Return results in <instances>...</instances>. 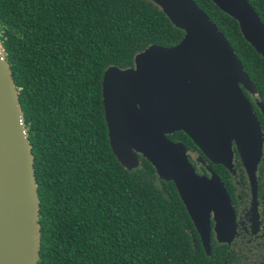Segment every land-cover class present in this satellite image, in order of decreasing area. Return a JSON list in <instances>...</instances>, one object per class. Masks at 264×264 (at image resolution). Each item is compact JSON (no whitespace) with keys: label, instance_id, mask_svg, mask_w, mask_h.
<instances>
[{"label":"trees","instance_id":"obj_1","mask_svg":"<svg viewBox=\"0 0 264 264\" xmlns=\"http://www.w3.org/2000/svg\"><path fill=\"white\" fill-rule=\"evenodd\" d=\"M194 1L264 89V59L237 22L211 0ZM248 1L264 22V0ZM183 34L151 0H0L3 55L33 153L37 264H215L194 246L173 182L140 155L132 170L117 161L102 105L109 66L131 67L148 46Z\"/></svg>","mask_w":264,"mask_h":264},{"label":"water","instance_id":"obj_2","mask_svg":"<svg viewBox=\"0 0 264 264\" xmlns=\"http://www.w3.org/2000/svg\"><path fill=\"white\" fill-rule=\"evenodd\" d=\"M183 30L174 45L152 44L134 65L109 66L101 95L108 142L127 170L139 155L159 179L172 181L210 253L209 215L219 239L233 231V211L216 176H199L186 149L167 134L183 131L212 161L228 164L233 145L247 167L261 154L259 122L241 86L254 91L229 41L194 0H151ZM232 17L243 38L264 59V22L248 0H211ZM11 70L0 40V264H37L39 198L33 153Z\"/></svg>","mask_w":264,"mask_h":264},{"label":"flooded vegetation","instance_id":"obj_3","mask_svg":"<svg viewBox=\"0 0 264 264\" xmlns=\"http://www.w3.org/2000/svg\"><path fill=\"white\" fill-rule=\"evenodd\" d=\"M251 81L255 86L254 91L242 86L241 89L252 107L262 133L261 154L255 169L246 166L234 145L232 157L226 165L212 161L190 138L188 140L183 136H176L172 140L167 136L170 140L183 144L187 159L197 175L209 179L216 176L229 197L234 216L233 231L224 234V239H219L217 221L211 211L209 254L205 252L192 223L191 236L195 235L198 240L192 239L194 246L200 245L215 264H264V89L258 88L252 79Z\"/></svg>","mask_w":264,"mask_h":264}]
</instances>
